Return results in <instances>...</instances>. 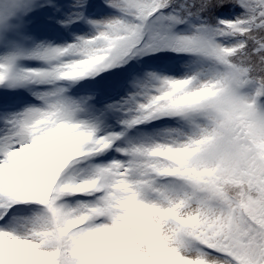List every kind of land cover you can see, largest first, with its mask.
Listing matches in <instances>:
<instances>
[{"label": "snow or ice", "instance_id": "1", "mask_svg": "<svg viewBox=\"0 0 264 264\" xmlns=\"http://www.w3.org/2000/svg\"><path fill=\"white\" fill-rule=\"evenodd\" d=\"M0 264H264V0H0Z\"/></svg>", "mask_w": 264, "mask_h": 264}]
</instances>
